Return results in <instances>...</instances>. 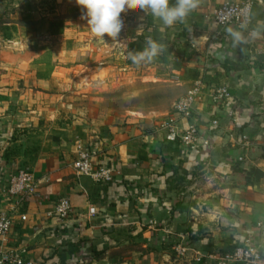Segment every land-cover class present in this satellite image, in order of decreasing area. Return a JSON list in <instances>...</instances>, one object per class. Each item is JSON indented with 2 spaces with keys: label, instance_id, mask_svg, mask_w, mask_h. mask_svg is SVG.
Listing matches in <instances>:
<instances>
[{
  "label": "crops",
  "instance_id": "obj_1",
  "mask_svg": "<svg viewBox=\"0 0 264 264\" xmlns=\"http://www.w3.org/2000/svg\"><path fill=\"white\" fill-rule=\"evenodd\" d=\"M242 1L198 0L172 27L131 8L117 40H101L76 0H0V217L13 221L0 252L20 251L39 264H219L251 239L264 264V0H254L247 28L213 17ZM229 28L247 42L234 45ZM147 36L163 51L138 67L140 90L167 87L176 97L135 106L139 71L129 53L144 50ZM99 79L108 85L87 103ZM197 84L193 117L177 123L183 130L194 122L196 142L167 141L160 121ZM221 86L230 102L213 101ZM119 106L95 127L79 115ZM81 146L100 152L97 163L112 167V182L74 170ZM22 166L40 184L17 204L8 184ZM64 197L74 210L67 219L56 212Z\"/></svg>",
  "mask_w": 264,
  "mask_h": 264
},
{
  "label": "built area",
  "instance_id": "obj_2",
  "mask_svg": "<svg viewBox=\"0 0 264 264\" xmlns=\"http://www.w3.org/2000/svg\"><path fill=\"white\" fill-rule=\"evenodd\" d=\"M254 0H245L242 2L226 3L216 8L213 13L214 21L225 27L236 25L241 28H247L252 21ZM152 37L147 36V39ZM202 96V86L195 85L185 96L180 98L174 105L175 115H170L160 121L158 128L165 134L166 140L175 142L180 137L181 140L189 144H194L198 136V127L192 122L188 127L180 130L177 126L179 117L190 119L195 112V105ZM214 102H230L231 93L227 86L218 87L212 94ZM215 124L218 121H214ZM246 138V137H245ZM97 149H86L80 147L78 157L73 163L74 170L81 175L91 176L96 181L110 183L114 178L112 167L106 164L97 163L100 157ZM40 181L30 166H22L14 173L8 184V191L12 197L17 199V204H21L30 196H34L39 187ZM95 208H90V214H95ZM73 206L66 197L61 198L56 206V212L61 219H67L73 213ZM13 221L11 216L3 215L0 217V241L5 242L12 229ZM204 257H198L197 261L202 262ZM217 259V258H216ZM219 264L243 263V264H261L263 262V251L259 245L251 239H246L243 244L233 248L229 253L221 256ZM0 264H39L30 259L24 258L20 251L0 252Z\"/></svg>",
  "mask_w": 264,
  "mask_h": 264
},
{
  "label": "clouds",
  "instance_id": "obj_3",
  "mask_svg": "<svg viewBox=\"0 0 264 264\" xmlns=\"http://www.w3.org/2000/svg\"><path fill=\"white\" fill-rule=\"evenodd\" d=\"M82 9V19L87 21L94 36L101 40L111 38L117 40L125 28L122 13L128 9L138 8L162 21L165 27H172L183 22L186 17L198 7V0H76ZM233 44L246 43V38L239 31L227 29ZM257 32L251 33L256 37ZM163 46L158 42L147 39L142 51L129 53L131 62L137 66L151 63L161 52Z\"/></svg>",
  "mask_w": 264,
  "mask_h": 264
},
{
  "label": "rangeland",
  "instance_id": "obj_4",
  "mask_svg": "<svg viewBox=\"0 0 264 264\" xmlns=\"http://www.w3.org/2000/svg\"><path fill=\"white\" fill-rule=\"evenodd\" d=\"M141 50V49H140ZM138 49H134V52H137ZM133 68L135 71H139V68L138 67H141L143 64L137 66L135 64H133ZM149 66V65H148ZM137 76V77H136ZM141 71H139V74L135 75V83H134V86H133V89H134V104L136 106V104H141L142 102H148L149 104H157L159 103V100L165 98L166 96H168V98H171L173 96H175L176 94V91H174L172 88H167V87H164L163 89L157 91V90H149L147 92H141L140 88H141ZM99 82L98 83H95L93 82L92 85H95V86H91L90 89H92L90 92H89V98L86 100L87 103H90V104H93V102L95 103V101L92 99V97H94V94H96V96L98 95L97 94V91H99V89L103 86H106L108 85L107 83H105L103 81V79H99L98 80ZM103 89V88H102ZM121 94H124L123 92L120 93L118 92V96H120ZM102 96L103 97H106L105 99H108L109 97V93H105L104 92L102 93ZM176 97V96H175ZM174 97V98H175ZM120 103V102H119ZM123 108H120L117 107L116 110H113V109H102L100 111V113L98 115L95 114V110L93 111V109L89 108V107H84L83 111H84V114H81V112L79 111V115L81 117H84V115L86 114L87 117H90V121H88V124H90L92 127H95L99 124H96L99 122V120L101 122H105V120H109V114L112 112H120ZM77 114H78V111L76 112H73V115L75 117H77ZM101 124V123H100ZM183 255V254H181ZM187 255H185L186 257ZM197 258L198 257H195V260L197 261ZM218 260V259H216ZM205 261V258H203V261L202 262H198V263H204ZM215 262V260H214ZM217 263V261L215 262ZM233 263V262H231ZM176 264H180L179 262H177Z\"/></svg>",
  "mask_w": 264,
  "mask_h": 264
},
{
  "label": "trees",
  "instance_id": "obj_5",
  "mask_svg": "<svg viewBox=\"0 0 264 264\" xmlns=\"http://www.w3.org/2000/svg\"><path fill=\"white\" fill-rule=\"evenodd\" d=\"M243 173L245 174L246 177H249L250 176V173L247 172V171H243Z\"/></svg>",
  "mask_w": 264,
  "mask_h": 264
}]
</instances>
